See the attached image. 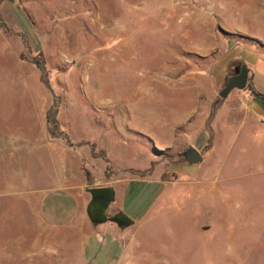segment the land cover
<instances>
[{"label": "rangeland", "instance_id": "1", "mask_svg": "<svg viewBox=\"0 0 264 264\" xmlns=\"http://www.w3.org/2000/svg\"><path fill=\"white\" fill-rule=\"evenodd\" d=\"M250 50L264 0H0V264L114 263L109 233L84 255L89 220L64 225L84 211L68 152L82 206L125 167L116 264H264V115L248 81L218 96Z\"/></svg>", "mask_w": 264, "mask_h": 264}, {"label": "crops", "instance_id": "2", "mask_svg": "<svg viewBox=\"0 0 264 264\" xmlns=\"http://www.w3.org/2000/svg\"><path fill=\"white\" fill-rule=\"evenodd\" d=\"M248 54L250 57L255 56L254 55L255 53L251 50L250 52L247 51L246 54L244 53V56ZM249 60L250 62L247 64L248 65L247 67L250 73L251 85L256 91L262 94L264 92L263 87L258 82L256 83L252 82L251 77L254 76V72L262 74L264 76V60H259L257 56L251 57ZM246 96H248L247 97L248 98L247 102H248V107H249L248 109L252 111V113H254L256 116H263L264 115V103L262 102V99H258L249 93ZM66 155H68V158L67 159L62 158L64 159L61 165L63 170L60 172L61 177L64 179V185L62 187L68 191H71L73 189L78 190L76 193V197L80 199L79 203L81 202V208H84V211H82L81 209L82 213L79 216L75 217L74 220H71V221L69 220L70 222L68 221L64 223V225H70L71 223H75L78 220H81L83 223H86V221L89 220L90 226L88 227H90L89 231L92 232V234H90L89 232V234H85L84 237L82 238L80 254L82 250L84 255L90 254V246H91L90 238L92 237L93 234L97 237L96 239H102L101 234L104 235V232L109 233V235L111 236L110 238H112V241L110 242L112 244V247L114 249L117 248L115 254L111 256L110 260L114 261L113 264H116V262L118 261L120 257L119 255L122 252L123 245H124L122 242L124 239V236L121 235V232L124 231L126 228L131 227L135 224V221L133 219L129 218L126 214L123 213V211L121 210L120 206L117 204L114 198L115 197L114 185H116L115 183L121 180L119 171L121 169H124L125 167L121 169L119 167H114L115 171H118V174H116V176H111L110 179L104 184L94 183L92 185V186H110L113 189V200L103 210L102 218L96 221L95 223H93L91 219L88 217V214L86 212L89 198L87 199V201H85L84 205L82 206V201L86 199L80 189L86 185V174L85 175L83 174L80 164H79L80 155L74 152L72 153L68 152ZM94 172H97V171H94ZM100 172L101 171H99V173ZM114 213H121L128 220V224L122 227L119 226L118 223H116L117 221L112 218ZM47 222L52 225L60 224V223L57 224V222H54V221H47ZM104 223H107L106 226L102 225ZM60 225L64 226L62 224ZM99 225H102L103 227L99 228Z\"/></svg>", "mask_w": 264, "mask_h": 264}, {"label": "water", "instance_id": "3", "mask_svg": "<svg viewBox=\"0 0 264 264\" xmlns=\"http://www.w3.org/2000/svg\"><path fill=\"white\" fill-rule=\"evenodd\" d=\"M231 43L232 41H228L226 46L229 47ZM247 78L250 79L249 69L245 64L242 63L239 73L237 75L230 76L225 80L223 87L218 91V96L221 98L225 97L226 94L233 88L243 89L246 85ZM183 156L188 163H196L201 160L200 154L196 151V149L190 146L183 151ZM86 191L89 193L90 198H94L96 195H103L98 219H92L89 215L88 208L86 209L88 217L93 223H95L102 218L103 210L113 200V189L110 186H91L87 187ZM116 223L122 227L128 224V220L123 217L121 218L120 222Z\"/></svg>", "mask_w": 264, "mask_h": 264}, {"label": "flooded vegetation", "instance_id": "4", "mask_svg": "<svg viewBox=\"0 0 264 264\" xmlns=\"http://www.w3.org/2000/svg\"><path fill=\"white\" fill-rule=\"evenodd\" d=\"M241 64L242 63H235V64L232 65V67H231L232 71H231V74L229 75V77L233 76V75H237L239 73V69H240ZM247 81H248V78H247L246 82ZM186 148L187 147H185L183 150H181L179 152V156L184 158L183 151ZM102 199H103V195H96L94 198H90V196H89L87 208L89 210L88 211L89 215H90V217L92 219H98V217H99L98 214H99V210H100V207H101V204H102ZM123 217L124 216L121 213H114L113 216H112V218L115 219L117 222H120L121 218H123Z\"/></svg>", "mask_w": 264, "mask_h": 264}, {"label": "trees", "instance_id": "5", "mask_svg": "<svg viewBox=\"0 0 264 264\" xmlns=\"http://www.w3.org/2000/svg\"><path fill=\"white\" fill-rule=\"evenodd\" d=\"M247 89L249 90V92L255 96L258 99H262L264 100V95H262L261 93H259L258 91H256L253 86L251 85L250 79L248 80V83L246 85Z\"/></svg>", "mask_w": 264, "mask_h": 264}]
</instances>
